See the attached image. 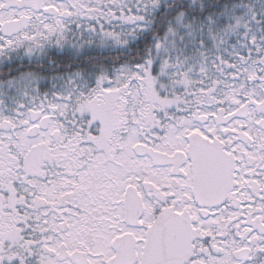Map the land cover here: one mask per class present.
<instances>
[{
	"label": "snow or ice",
	"instance_id": "snow-or-ice-1",
	"mask_svg": "<svg viewBox=\"0 0 264 264\" xmlns=\"http://www.w3.org/2000/svg\"><path fill=\"white\" fill-rule=\"evenodd\" d=\"M0 264H264V0H0Z\"/></svg>",
	"mask_w": 264,
	"mask_h": 264
}]
</instances>
